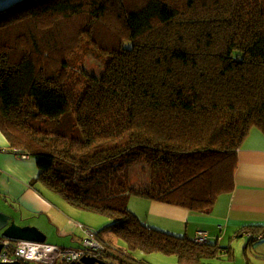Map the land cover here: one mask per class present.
<instances>
[{
    "label": "trees",
    "instance_id": "1",
    "mask_svg": "<svg viewBox=\"0 0 264 264\" xmlns=\"http://www.w3.org/2000/svg\"><path fill=\"white\" fill-rule=\"evenodd\" d=\"M127 1L19 0L0 9V132L35 157V182L109 217L129 252L202 264L220 248L149 229L127 202L135 194L207 211L232 191L236 152L251 129L264 135V0ZM111 15L118 30L103 34ZM80 38L107 62L72 100L64 57ZM46 66L54 68L41 75ZM141 158L165 177L152 195L119 181L118 170ZM240 232L264 237V227Z\"/></svg>",
    "mask_w": 264,
    "mask_h": 264
},
{
    "label": "crops",
    "instance_id": "2",
    "mask_svg": "<svg viewBox=\"0 0 264 264\" xmlns=\"http://www.w3.org/2000/svg\"><path fill=\"white\" fill-rule=\"evenodd\" d=\"M16 1L19 0H0V9ZM12 151L0 132V197L19 205L24 212L23 216L19 211L15 223L34 226L52 240L65 237L75 242L82 224L73 222V218L90 223L87 218L90 215L75 209L67 211L59 195L42 192L35 182L40 171L34 160L19 159ZM236 155L232 191L217 196L207 211L188 210L145 197L143 203L135 206L136 210L129 207V199L127 207L149 229L190 240L198 231L206 233V244L216 245L221 252L218 258L203 260L202 264H264V237L252 240L240 232L244 227H264V135L251 129ZM138 252L140 257L133 259L140 264H179L173 256ZM222 257L227 262L222 263Z\"/></svg>",
    "mask_w": 264,
    "mask_h": 264
},
{
    "label": "rangeland",
    "instance_id": "3",
    "mask_svg": "<svg viewBox=\"0 0 264 264\" xmlns=\"http://www.w3.org/2000/svg\"><path fill=\"white\" fill-rule=\"evenodd\" d=\"M125 3H130L127 0H124ZM242 16L241 21L248 24L252 30H260L259 22L252 21V19L248 16L247 12L239 13ZM115 15H111L110 18H106L101 22V28L103 34H113L117 32L116 24L114 23ZM65 59V68H66V76H68V80L70 82L67 83L65 86H70L72 90V100L84 89V78L85 76L89 77H102L105 74V67L107 58L102 54L96 53L93 49V45H88V42L85 38H80L77 43L76 48L74 51L67 53L64 57ZM54 67L46 66L40 72L41 75H46L47 73L51 72ZM78 85V86H77ZM74 102V101H73ZM217 125V123H216ZM224 124H220L219 127H223ZM34 157V156H33ZM33 157L30 159L34 160ZM35 158V157H34ZM210 163V159L203 160V166H206ZM160 173V167L158 166L157 162H153L149 159L141 158L136 163L125 165L121 170H118L119 181L124 184L127 188V191L131 192H139L141 190H147L150 195L153 194V185L155 184L154 181L165 178L162 177ZM117 179V178H116ZM38 187L42 192H49L50 190L47 189L41 182H38ZM154 187H158L155 185ZM159 190V189H156ZM56 194V193H55ZM156 194V192L154 193ZM57 195V194H56ZM58 196V195H57ZM60 197V196H58ZM60 201L65 205L67 211H74L65 202H63L62 198L60 197ZM143 198L141 196L131 194L129 196V207L133 210L138 203H143ZM64 208V206H62ZM71 209V210H68ZM128 208V207H127ZM130 211V208H128ZM19 211L22 212L24 216V212L15 203H12L9 200H5L4 198L0 197V212L11 216L13 221H17L16 218L20 216ZM75 211L86 213L88 216L87 218L90 220L84 223L81 219L73 218V222L82 224L84 227L91 228L94 232H96L98 241L104 246L105 249H108L110 252L119 253L121 251L127 252L132 258H139L140 255L138 251L129 252L126 247V244L119 238H117L113 231L111 224L113 220H111L107 216H101L97 214H93L90 212H83L80 210L75 209ZM131 212V211H130ZM60 213V212H59ZM63 218H66L64 213H60ZM46 217V216H45ZM27 218V217H26ZM53 229V228H50ZM52 233H55L54 230H51ZM56 235V233H55ZM46 236V235H45ZM56 237V236H55ZM84 237L83 230L81 229L80 237L76 239L75 242H71L69 238H63L58 240H52L49 237L46 238L45 244L56 246L60 249L63 248H72L76 249L78 247L80 239ZM57 239V237H56ZM8 239L4 240L7 241ZM225 260V261H224ZM227 262L224 257L221 258V262Z\"/></svg>",
    "mask_w": 264,
    "mask_h": 264
},
{
    "label": "built area",
    "instance_id": "4",
    "mask_svg": "<svg viewBox=\"0 0 264 264\" xmlns=\"http://www.w3.org/2000/svg\"><path fill=\"white\" fill-rule=\"evenodd\" d=\"M19 159H26L28 156L19 149L12 151ZM83 230L84 237L76 249H60L45 243L31 242L25 240H2L3 248L0 251V262L19 261L22 264H69L79 261L82 256H99L104 251V246L98 241L97 234L87 227L79 225ZM249 238L254 236L247 234ZM257 237V238H256ZM260 239L261 236H256ZM206 234L198 231L195 234L194 242L203 245L206 243Z\"/></svg>",
    "mask_w": 264,
    "mask_h": 264
},
{
    "label": "water",
    "instance_id": "5",
    "mask_svg": "<svg viewBox=\"0 0 264 264\" xmlns=\"http://www.w3.org/2000/svg\"><path fill=\"white\" fill-rule=\"evenodd\" d=\"M26 240L31 242H40L43 243L46 240V236L44 233L39 231L34 226H19L17 225L11 216L0 212V251L3 248L2 240ZM100 264L101 261L97 260V258L93 256H83L79 261L71 262L70 264ZM0 264H21L18 261L12 262H0Z\"/></svg>",
    "mask_w": 264,
    "mask_h": 264
},
{
    "label": "flooded vegetation",
    "instance_id": "6",
    "mask_svg": "<svg viewBox=\"0 0 264 264\" xmlns=\"http://www.w3.org/2000/svg\"><path fill=\"white\" fill-rule=\"evenodd\" d=\"M97 260L101 261L100 264H140L136 262L127 252L114 253L108 249H104L101 255L96 256ZM98 264V263H93Z\"/></svg>",
    "mask_w": 264,
    "mask_h": 264
},
{
    "label": "clouds",
    "instance_id": "7",
    "mask_svg": "<svg viewBox=\"0 0 264 264\" xmlns=\"http://www.w3.org/2000/svg\"><path fill=\"white\" fill-rule=\"evenodd\" d=\"M197 233V232H196ZM206 234V233H205ZM247 235V234H246ZM195 237V236H194ZM256 239V238H255ZM3 240H6L5 238ZM9 240V239H8ZM207 240V239H206ZM26 241V240H25ZM194 241V239H193ZM207 242V241H206ZM40 243V242H39ZM44 243V242H43ZM197 244V243H196ZM206 244V243H205ZM86 256V255H85ZM87 256H91V255H87ZM83 257V256H82ZM94 257V256H93ZM80 260V259H79ZM19 262V261H18ZM22 264V263H21ZM70 264V263H69Z\"/></svg>",
    "mask_w": 264,
    "mask_h": 264
}]
</instances>
